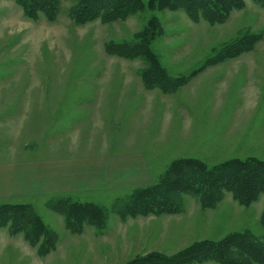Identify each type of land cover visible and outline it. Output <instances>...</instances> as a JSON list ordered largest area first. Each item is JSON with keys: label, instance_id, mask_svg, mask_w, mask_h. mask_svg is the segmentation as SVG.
Segmentation results:
<instances>
[{"label": "rangeland", "instance_id": "1", "mask_svg": "<svg viewBox=\"0 0 264 264\" xmlns=\"http://www.w3.org/2000/svg\"><path fill=\"white\" fill-rule=\"evenodd\" d=\"M43 1L48 11L30 12L16 0H0V161L63 158L53 173L71 178L104 166L99 156H131L134 163L141 154L148 175L142 186L161 179L177 159L209 168L235 158L264 162L263 5L244 0L211 23L161 8L159 0H140L125 17L79 21L75 10L84 0ZM137 41L157 65L149 52L125 58L109 49ZM79 157L92 158L90 165L79 170ZM134 188H89L76 180L71 192L36 187L0 198V212L10 203L32 204L56 234L53 246L32 244L11 219L0 223V264H129L245 229L264 243V192L248 205L227 192L212 207L181 192L175 212L153 208L155 214L121 219L113 203ZM62 198L98 204L106 225L67 228L55 210Z\"/></svg>", "mask_w": 264, "mask_h": 264}, {"label": "trees", "instance_id": "2", "mask_svg": "<svg viewBox=\"0 0 264 264\" xmlns=\"http://www.w3.org/2000/svg\"><path fill=\"white\" fill-rule=\"evenodd\" d=\"M16 1L30 12L50 9L49 4L43 0ZM252 1L264 6V0ZM243 3L244 0H159V7L182 9L193 20L204 18L215 23L222 21L232 9L240 7ZM140 5V0H84L76 8L75 15L79 21L98 16L104 19L125 17ZM140 36L142 38L143 35ZM142 45L140 46L139 41L114 43L109 49L125 58H132L142 56L137 54L138 51L149 52V48L143 42ZM149 54L152 55L151 65H157L155 55L150 52ZM152 69L158 77L167 79L161 69L155 67ZM181 192L198 195L204 207L214 206L227 192L238 203L248 205L264 192V162L255 158H235L209 168L196 159H177L171 162L161 179L150 186L135 187L125 197L117 199L112 210L121 219L135 214L175 212L182 203ZM63 199L55 204V210L63 214L67 228L81 232L82 223H90L97 229H102L106 225L103 220L105 211L101 213L103 210L98 204L92 201L71 202L69 199ZM10 204L7 209L0 212L2 225H6L11 219V228L14 231H24L25 239L32 244L51 242V246L54 245L56 234L48 231V227L41 221L42 218L32 204ZM153 208L156 212L148 211ZM261 242L263 241L257 239L251 230L245 229L230 232L219 240L195 241L170 256L153 252L132 259L129 264H135L137 261L143 264H181L193 260L220 262L228 260L236 264H262L264 243ZM205 246L213 249L204 250Z\"/></svg>", "mask_w": 264, "mask_h": 264}, {"label": "crops", "instance_id": "3", "mask_svg": "<svg viewBox=\"0 0 264 264\" xmlns=\"http://www.w3.org/2000/svg\"><path fill=\"white\" fill-rule=\"evenodd\" d=\"M140 157V160H136L134 157V163H132L131 156H112V160L108 161L109 157L102 155L98 158H104L100 160L103 161L104 166L97 168L94 172L79 171V177L71 178L67 175L62 177L61 174L53 173V170L57 168L56 162L62 161L63 158L0 161V198L27 194L29 191L35 190L36 187L45 193L71 192L74 191L73 186L76 180L79 185L84 184L89 188L106 187L108 190H129L147 183L146 163L143 160V155L140 154ZM91 160L92 158L79 157V170L84 166H89ZM123 197L125 196H120L118 199Z\"/></svg>", "mask_w": 264, "mask_h": 264}]
</instances>
